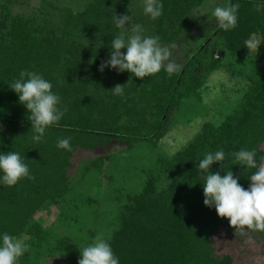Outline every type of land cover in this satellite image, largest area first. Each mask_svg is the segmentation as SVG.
<instances>
[{
    "label": "trees",
    "instance_id": "16d2710c",
    "mask_svg": "<svg viewBox=\"0 0 264 264\" xmlns=\"http://www.w3.org/2000/svg\"><path fill=\"white\" fill-rule=\"evenodd\" d=\"M25 1L0 0V154L18 152L25 157L34 179H22L15 186L0 182V242L4 233L27 238L29 250L18 264H78L80 251L97 235L86 229L87 236H80L87 228L83 207L99 205L101 199L83 193L86 189L77 192L71 174L74 159L82 151H107L85 166L86 174L100 175L104 163L115 157L110 148L116 144L129 150L140 143L157 148L176 123L173 113L179 114L186 100L201 101L208 79L226 71L248 85L232 112L219 125L204 123L174 155L159 152L157 167L146 171L139 192L106 189L104 199L113 202L114 210H106L103 217L109 231L105 238L120 264H235L233 254L217 252L214 235L224 229L226 236L239 233L241 242L257 239L262 232L245 229L242 234L214 207L204 205L206 173L198 165L205 154L222 149L224 164L214 163L210 171L223 176L231 170L247 189L257 169L236 165L231 153L254 149L257 165L264 162V43L252 57L246 55L244 43L257 33L264 40V0H219L240 5L237 26L228 31L217 27L180 72L169 77L161 70L143 80L111 67L99 70L110 59L111 41L120 33L113 14H127L132 23L158 35L161 43L174 44L182 34L195 31L196 13L208 0H160L163 14L155 20L136 7L135 0H94L87 14L99 29L89 43L72 41L62 29L79 23L84 14L76 16L65 8L55 21L43 6L30 16L15 13ZM130 8L136 13H129ZM24 70L42 74L61 97L60 107L67 108L39 142L32 139L28 110L9 87ZM117 84L125 85L123 95L111 91ZM64 137H71L72 151L57 147ZM48 207L59 210L61 230L74 228L77 234H56V223L45 228L36 215Z\"/></svg>",
    "mask_w": 264,
    "mask_h": 264
},
{
    "label": "clouds",
    "instance_id": "9594fccd",
    "mask_svg": "<svg viewBox=\"0 0 264 264\" xmlns=\"http://www.w3.org/2000/svg\"><path fill=\"white\" fill-rule=\"evenodd\" d=\"M240 5L229 4L216 6L213 12L218 27L225 31L232 30L238 23ZM143 12L155 20L163 14L160 0H144ZM113 21L118 29L111 41L110 59L101 63L99 70L111 67L119 72H129L143 80L164 70L169 77L182 70L176 62L172 47L162 45L158 35H146V29L139 23H132V17L113 14ZM245 48L250 54H257L264 40L255 35L245 40ZM126 49V52H122ZM125 85L117 84L111 91L114 95H123ZM18 94L19 102L30 114L32 130L36 142L42 140L46 130L63 118L67 108H61V97L52 91L53 85L42 74L35 71H21L19 79L9 85ZM57 147L72 151L71 137L58 139ZM236 165L257 169L248 179L250 186L245 189L239 183V177L231 170L221 176L220 172L210 171L214 163L224 164L226 153L221 149L208 152L199 162V169L206 173L203 184L204 205L215 208L217 215L227 219L233 229L243 234L245 229L264 232V162L257 165L256 151L241 149L231 153ZM0 173L2 182L7 186H15L22 179H34L25 163V157L18 152L0 154ZM29 250L23 240L8 233L0 242V264H18V260ZM78 264H120L111 244L103 233L97 234L93 242L82 248Z\"/></svg>",
    "mask_w": 264,
    "mask_h": 264
},
{
    "label": "rangeland",
    "instance_id": "374dc122",
    "mask_svg": "<svg viewBox=\"0 0 264 264\" xmlns=\"http://www.w3.org/2000/svg\"><path fill=\"white\" fill-rule=\"evenodd\" d=\"M93 1L26 0L22 5L16 6L14 12L30 16L37 14L43 6L44 10H47V14L53 16L55 21H59L60 15L58 12L65 8L76 16L82 13L85 17L79 19V23L68 27L63 26L62 29L68 30L72 41L79 40L82 43H89L88 41L93 40V33L95 35L97 33L96 28L99 29L98 24H91L95 20L89 13L87 14L88 7ZM134 3H136V7L144 8V0H135ZM227 5L223 1L208 0L196 13V29L193 33L182 34L174 44L161 43L172 47L174 59L178 64L183 66L207 44V41L213 36L218 27V23L213 16L215 7ZM121 6L122 4H120L122 10ZM131 11L130 8L129 13H136V11L133 13ZM145 34L152 35V32L147 31ZM255 36L262 39L258 33ZM246 55L252 57L255 54L251 55L247 49ZM216 57H220V54ZM247 87L245 80H236L226 71L213 74L202 91L201 101L186 100L183 103L181 112L177 115L173 113L176 123L172 130L161 139L157 148L148 143H140L129 150L125 145L116 144L110 148V152L115 157L109 163H104V172L100 175L86 174L84 172L85 166L90 161L105 155L107 151L80 152L74 159V168L71 171L77 192H79L78 189H86L83 193L88 192L90 194V192H93L94 199H101L99 205L83 207V212L88 216L83 220L87 228L80 233V236H87L86 229L95 230L97 234L103 233L104 236L109 232L103 213L106 210H114V208L111 207L113 202L109 201L108 203L104 199L108 193L106 189H128L131 193L139 192L144 186L146 171L154 170L157 167H155V161L159 156V152L172 156L194 138L204 123L211 122L219 125L238 104L236 102L244 95ZM97 192L100 194H97ZM94 213L99 214L100 218L95 219ZM58 216L59 210L56 207H48L39 212L36 218L42 222L45 228H49L54 223L57 225ZM91 223L95 224L92 226ZM58 226L59 224L53 228L56 234H77L74 228L66 229L65 227L61 230ZM240 237L239 233L226 236L224 229H222L213 237L214 246L220 254H233L235 264H264V232L257 234V239L247 237L244 240L241 239L240 242ZM19 239L23 240L24 243L27 241L26 237Z\"/></svg>",
    "mask_w": 264,
    "mask_h": 264
}]
</instances>
